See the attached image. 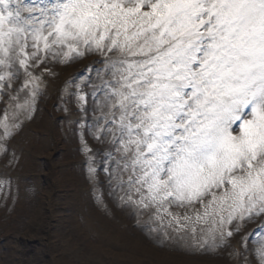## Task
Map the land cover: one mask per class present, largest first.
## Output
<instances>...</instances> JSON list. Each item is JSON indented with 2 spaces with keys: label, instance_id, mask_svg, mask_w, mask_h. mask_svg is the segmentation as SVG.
I'll list each match as a JSON object with an SVG mask.
<instances>
[{
  "label": "snow or ice",
  "instance_id": "obj_1",
  "mask_svg": "<svg viewBox=\"0 0 264 264\" xmlns=\"http://www.w3.org/2000/svg\"><path fill=\"white\" fill-rule=\"evenodd\" d=\"M85 52L107 73L87 129L108 146L110 195L182 240L264 220V0H0V98L15 108L31 111L30 69ZM255 255L264 264V237Z\"/></svg>",
  "mask_w": 264,
  "mask_h": 264
},
{
  "label": "rangeland",
  "instance_id": "obj_2",
  "mask_svg": "<svg viewBox=\"0 0 264 264\" xmlns=\"http://www.w3.org/2000/svg\"><path fill=\"white\" fill-rule=\"evenodd\" d=\"M78 65L62 67V74L78 70ZM40 106L43 110L30 130L10 144L15 149L11 177L24 179L18 185L25 192L13 201L12 212H0V264H234L207 252L194 256L153 234H132L112 221L94 205L85 172L73 164L81 159L79 147L71 149L65 137L55 145L31 131L42 133L45 106L58 115L60 125L66 114L49 95ZM255 250L248 251L243 264H261Z\"/></svg>",
  "mask_w": 264,
  "mask_h": 264
},
{
  "label": "bare ground",
  "instance_id": "obj_3",
  "mask_svg": "<svg viewBox=\"0 0 264 264\" xmlns=\"http://www.w3.org/2000/svg\"><path fill=\"white\" fill-rule=\"evenodd\" d=\"M126 218H127V217H126ZM126 218H125V219H126ZM258 244H259V243H258ZM258 246H259V245H258ZM258 246H255V245L253 244V247H254L255 249H256Z\"/></svg>",
  "mask_w": 264,
  "mask_h": 264
}]
</instances>
